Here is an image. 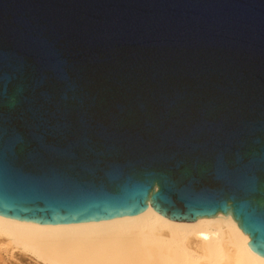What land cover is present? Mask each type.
I'll return each mask as SVG.
<instances>
[{
  "label": "water",
  "instance_id": "95a60500",
  "mask_svg": "<svg viewBox=\"0 0 264 264\" xmlns=\"http://www.w3.org/2000/svg\"><path fill=\"white\" fill-rule=\"evenodd\" d=\"M148 205L264 258V0H0V215Z\"/></svg>",
  "mask_w": 264,
  "mask_h": 264
},
{
  "label": "bare ground",
  "instance_id": "6f19581e",
  "mask_svg": "<svg viewBox=\"0 0 264 264\" xmlns=\"http://www.w3.org/2000/svg\"><path fill=\"white\" fill-rule=\"evenodd\" d=\"M230 217L166 218L150 205L110 219L46 224L0 215V251L36 264H264Z\"/></svg>",
  "mask_w": 264,
  "mask_h": 264
},
{
  "label": "rangeland",
  "instance_id": "374dc122",
  "mask_svg": "<svg viewBox=\"0 0 264 264\" xmlns=\"http://www.w3.org/2000/svg\"><path fill=\"white\" fill-rule=\"evenodd\" d=\"M0 264H36L26 255L18 250H13L9 255L4 251H0Z\"/></svg>",
  "mask_w": 264,
  "mask_h": 264
}]
</instances>
